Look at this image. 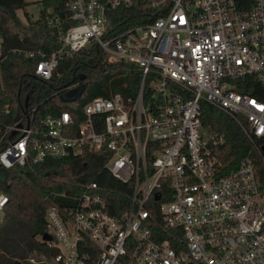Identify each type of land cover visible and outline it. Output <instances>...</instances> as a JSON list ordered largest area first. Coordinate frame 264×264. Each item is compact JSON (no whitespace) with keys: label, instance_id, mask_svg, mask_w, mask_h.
<instances>
[{"label":"built area","instance_id":"1","mask_svg":"<svg viewBox=\"0 0 264 264\" xmlns=\"http://www.w3.org/2000/svg\"><path fill=\"white\" fill-rule=\"evenodd\" d=\"M65 5L74 22L62 29L57 17L48 20L59 44L49 55L40 54L34 73L48 78L60 53L94 42L107 57L135 66L139 79L128 93L91 97L79 111L34 119L32 107L0 121V167L99 151L103 168L128 183L129 192L117 214L95 181L80 183L65 202L50 200L45 242L54 252L30 260L264 264V143L257 147L258 161L245 155L223 172L212 150L222 136L199 120L204 100L230 115L249 138L264 137V0ZM117 6L158 14L112 32L109 14ZM6 201L0 191V222Z\"/></svg>","mask_w":264,"mask_h":264},{"label":"trees","instance_id":"2","mask_svg":"<svg viewBox=\"0 0 264 264\" xmlns=\"http://www.w3.org/2000/svg\"><path fill=\"white\" fill-rule=\"evenodd\" d=\"M66 1L39 0L37 16L30 18L25 13L26 22H22L16 9L23 8L27 0H0V49L4 54L0 61V121H12L32 107L34 119L64 109L79 111L91 97L109 96L115 91L128 93L137 83L140 72L135 66L107 57L94 42L86 43L77 51L60 53L48 78L34 73L40 54L49 55L59 44L58 34L48 20L57 17L62 29L74 22ZM111 11L112 32L158 14L154 9L135 6H117ZM11 48L30 50L33 55L24 57ZM71 84H75L74 90L68 89ZM80 87L81 93L71 98ZM4 106L8 112H4ZM199 120L202 127L222 136V141L212 146V150L220 160L223 172L235 167L245 155L258 161L257 147L264 143V137L249 138L230 115L204 100L199 102ZM104 161L105 156L99 151H86L74 157L45 158L29 166L0 167V191L7 195L0 222V246L9 239L12 230L24 225L31 236L26 242L30 251H36L39 257H48L54 251L42 238L45 208L50 200L65 202L82 182L95 181L101 196L107 200L109 211L119 213L129 184L117 180L103 168ZM37 234L42 238L40 241L33 238ZM0 264L23 263L0 252Z\"/></svg>","mask_w":264,"mask_h":264},{"label":"rangeland","instance_id":"3","mask_svg":"<svg viewBox=\"0 0 264 264\" xmlns=\"http://www.w3.org/2000/svg\"><path fill=\"white\" fill-rule=\"evenodd\" d=\"M27 4L23 8H17L16 14L22 22H26L25 13L30 18H35L40 8L39 0H27ZM30 233L24 225H19L16 231H11L9 239L3 241L0 246V252H3L6 257L21 261L23 264L33 263L30 258L35 259L39 257L36 251H30L27 240L30 239ZM36 241L42 238L39 234L33 237ZM5 248H3V247Z\"/></svg>","mask_w":264,"mask_h":264},{"label":"water","instance_id":"4","mask_svg":"<svg viewBox=\"0 0 264 264\" xmlns=\"http://www.w3.org/2000/svg\"><path fill=\"white\" fill-rule=\"evenodd\" d=\"M81 90H82V87H80V88L74 93V95H73L71 98H75V97H77V96L81 93ZM261 148H262V151H264V146H261ZM42 238H43V239H48L47 234H46V233H43V234H42Z\"/></svg>","mask_w":264,"mask_h":264},{"label":"flooded vegetation","instance_id":"5","mask_svg":"<svg viewBox=\"0 0 264 264\" xmlns=\"http://www.w3.org/2000/svg\"><path fill=\"white\" fill-rule=\"evenodd\" d=\"M261 144H263V143H261Z\"/></svg>","mask_w":264,"mask_h":264}]
</instances>
